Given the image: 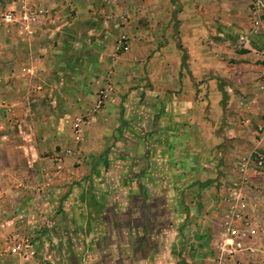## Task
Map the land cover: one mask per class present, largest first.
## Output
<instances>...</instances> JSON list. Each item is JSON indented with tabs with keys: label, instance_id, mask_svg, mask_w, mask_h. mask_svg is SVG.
I'll use <instances>...</instances> for the list:
<instances>
[{
	"label": "crops",
	"instance_id": "0c3cea01",
	"mask_svg": "<svg viewBox=\"0 0 264 264\" xmlns=\"http://www.w3.org/2000/svg\"><path fill=\"white\" fill-rule=\"evenodd\" d=\"M66 1L88 10L87 24L107 26L110 58L96 83L95 75L74 83L77 100L60 110L55 100L52 108L24 103V86L22 99L7 97L16 106L12 119L0 117V150L8 159L19 151L28 182L52 168L54 184L42 198L59 197L60 214L55 222L52 209L34 217L27 194L20 202L26 215L13 219L40 221L59 264H211L219 195L236 177L234 161L264 151V38L249 32L250 0ZM133 1L142 24L116 19ZM129 27L139 32L126 52L116 50L115 36ZM72 72V79L80 74ZM104 85L107 99L94 112ZM81 114L88 122L75 141L71 122ZM15 126L17 143L8 133Z\"/></svg>",
	"mask_w": 264,
	"mask_h": 264
},
{
	"label": "built area",
	"instance_id": "2783aa9c",
	"mask_svg": "<svg viewBox=\"0 0 264 264\" xmlns=\"http://www.w3.org/2000/svg\"><path fill=\"white\" fill-rule=\"evenodd\" d=\"M66 1V0H62ZM38 0H18L16 6L5 8L0 6V58L9 46L22 44L31 50L33 38L43 25L53 22L49 8L38 3ZM62 3V2H61ZM120 18L124 19L122 15ZM249 32L262 35L264 38V0H250L248 8ZM240 40L247 41L245 36ZM116 50L126 52L129 40L120 33L115 40ZM28 60L8 61V71L3 73L0 67V78H19L26 82L30 91H40L44 85V76L37 66L40 58L28 53ZM264 58V54H263ZM264 78V69L261 72ZM264 90V85L259 86ZM109 85L97 90L92 110H100L108 96ZM256 102L251 100V103ZM15 104L0 99V108L12 119ZM8 118V117H7ZM88 122V116H74L71 122L72 137L80 141L82 132ZM58 168V165H56ZM236 177L223 185L219 195L221 205L218 233L215 235L211 257L212 264H261L254 258L264 260V151L243 154L234 161ZM43 185L36 186L37 193ZM7 192L0 187V225L10 226L3 237L4 247L0 248V264H59L52 252L48 240L45 239V226L38 220L21 221L7 219ZM15 220H17L15 222ZM19 224V223H18ZM41 256V260L36 258ZM247 256V260L243 259Z\"/></svg>",
	"mask_w": 264,
	"mask_h": 264
},
{
	"label": "rangeland",
	"instance_id": "374dc122",
	"mask_svg": "<svg viewBox=\"0 0 264 264\" xmlns=\"http://www.w3.org/2000/svg\"><path fill=\"white\" fill-rule=\"evenodd\" d=\"M18 0H0V6L3 7H14L16 6ZM41 5L49 8L53 22H49L41 28L39 32V37L34 39L32 41V48L31 50H27L23 48L22 44H16L15 47L9 46V49H5L2 58H0V67L3 68V73L6 74L8 71V66L6 63L8 61L15 62L17 54L21 53H31L32 56H37L42 60L43 65L40 66L41 71L44 76V80H46V83L43 85L42 90L40 91H29V95L25 97V91L22 90V87H26V82L19 79V78H0V99H4L6 101H10L9 99L14 98L17 100L22 99L21 96H24L23 98L24 103L26 100L29 101L28 105L31 107H39L47 105L52 108L53 103H51V100H55L56 104L54 108L61 109V106H64L65 103H69L71 101H76V92L75 87L73 86L74 83H76L78 80L82 81L81 83H90L91 75H95V77L92 80H97L99 78V74L103 73L104 69L107 66V61L110 58V50L109 45L107 42L111 38L108 37L109 34L107 33V26H102V23L97 24L96 21L93 22V24H87L88 21L86 19V11L87 9L83 10L82 13L76 11V7L74 6L73 2L69 1H62V0H38ZM62 2V3H61ZM138 2L133 1L130 3V5L127 8V14L124 15L127 24L134 25V23L129 21L130 19L137 20V23L142 24V19H140L138 16L140 13V9L136 4ZM104 18L107 20H110L107 14L109 13H103ZM112 14V13H111ZM120 17H117L118 19ZM139 18V19H138ZM103 19V18H101ZM149 22L146 21V25H148ZM144 24V23H143ZM142 27V26H140ZM149 26L145 29H148ZM106 31V32H105ZM88 32H92L88 34ZM136 32H139L137 30H133V27L125 28L120 33H124L128 40L129 45L130 43V34H134ZM119 33V34H120ZM118 34V35H119ZM117 35V36H118ZM150 35V33H144L143 36ZM115 36L114 42L117 38ZM97 38L98 41H95L94 39ZM94 42V44L92 43ZM38 44L41 46H44L43 53H38L40 50H37ZM129 46V47H130ZM41 52V51H40ZM46 52V55H44ZM8 53L13 54V56L9 55ZM17 53V54H16ZM104 54L106 56L105 61H97L99 56ZM29 55V54H28ZM151 54H149L150 56ZM44 60V61H43ZM96 62V63H95ZM47 64V65H46ZM73 71V72H72ZM94 72L91 73V72ZM69 72L72 73H80L77 78L72 79V76ZM81 75V76H80ZM102 76V75H101ZM101 78V77H100ZM64 79V84L61 86L60 82ZM97 81H95L96 83ZM98 84V83H97ZM65 86V87H63ZM9 88L12 89L10 93L7 91ZM60 91V92H59ZM5 94V95H4ZM9 99H8V98ZM82 101L81 103L83 102ZM45 100H47L45 102ZM20 106V105H19ZM36 111L39 112L38 108H35ZM50 110V109H49ZM0 117L4 120H7V117H9V114L6 113L4 110L1 111ZM12 121V120H11ZM6 122V121H5ZM14 124V122H13ZM3 129L0 130V132ZM9 134H11V140H13L14 143L19 142V136H18V130L15 126V134L12 129L8 130ZM19 151L17 149H12L9 153L10 159L6 158L8 155V152L5 150H0V172L3 170L11 171L12 175H19L21 178L19 181H15L12 176L9 175V173L2 172L0 173V186L5 187H17V192L13 190H9L7 193V211H6V218L10 219L18 215L22 214L23 216L26 215L25 212H21V196L22 195H30V200L24 202V206L27 207L26 211L31 210L32 215L34 217L39 216L42 214V210H51L50 216H52L53 222H55V218L57 216H60L59 212L57 211V208L59 206L58 199L59 197H43V192H45L46 189H48L52 184H54V177L55 174L52 171V168L49 169V173L45 174L42 170V176L36 177L34 179V182H28L27 177L25 176V168L27 165L26 160H22V156L19 155ZM51 162V160H50ZM9 168V169H7ZM51 171V172H50ZM50 178H53L50 179ZM28 183H32L33 192L30 188H26ZM7 184V185H6ZM42 184L43 189L37 192L36 186ZM13 186V187H12ZM6 190V189H5ZM26 202H29L30 204H27ZM23 206V205H22ZM23 206V208H24ZM18 215V216H20ZM21 215V216H22ZM18 219V218H17ZM3 220H0L2 222ZM17 221V220H16ZM19 223V224H18ZM16 222V226L23 225V223ZM10 226H1L0 225V248L4 247V240L3 237L6 235V233L9 231ZM211 257L214 255L212 247H211ZM38 261L41 260V256H38L36 258ZM244 260H247V256H243ZM257 262L260 261L261 264H264V260H262V257L256 256L254 258ZM212 264V263H211ZM237 264V263H233Z\"/></svg>",
	"mask_w": 264,
	"mask_h": 264
},
{
	"label": "trees",
	"instance_id": "16d2710c",
	"mask_svg": "<svg viewBox=\"0 0 264 264\" xmlns=\"http://www.w3.org/2000/svg\"><path fill=\"white\" fill-rule=\"evenodd\" d=\"M183 59H184V56H183Z\"/></svg>",
	"mask_w": 264,
	"mask_h": 264
}]
</instances>
